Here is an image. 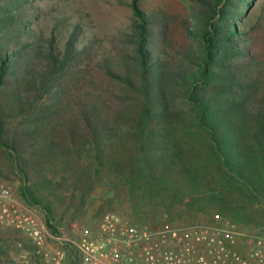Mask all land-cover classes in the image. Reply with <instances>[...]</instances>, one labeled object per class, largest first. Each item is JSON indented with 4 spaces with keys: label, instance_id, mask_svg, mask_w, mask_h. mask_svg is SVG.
<instances>
[{
    "label": "trees",
    "instance_id": "obj_1",
    "mask_svg": "<svg viewBox=\"0 0 264 264\" xmlns=\"http://www.w3.org/2000/svg\"><path fill=\"white\" fill-rule=\"evenodd\" d=\"M186 1V45L170 53L165 18L128 0L121 54L94 61L78 22L46 35L38 0H0V176L17 178L50 233L73 236L86 207L100 201L101 219L115 199L134 213L185 203L264 225L246 207L264 209V63L245 62L240 46L249 1ZM62 247L65 264H80L76 247ZM21 248L25 264H46L19 229L0 226V264H16Z\"/></svg>",
    "mask_w": 264,
    "mask_h": 264
},
{
    "label": "rangeland",
    "instance_id": "obj_2",
    "mask_svg": "<svg viewBox=\"0 0 264 264\" xmlns=\"http://www.w3.org/2000/svg\"><path fill=\"white\" fill-rule=\"evenodd\" d=\"M126 1L128 0H38L40 9L37 10L35 25L36 28H42L46 35L54 27L61 28L62 36L65 37L71 30V26L68 27L67 25L78 22L81 27L78 36L80 45L89 43V40L93 39L91 51L92 53L97 51L94 53L96 54L94 61L103 53L118 56L123 50L120 31H129L132 19L130 6L123 3ZM248 1L249 7L244 10V16L239 24L240 29L245 32L240 46L246 48L253 58L246 57L243 59L245 62L253 59L264 63V0ZM142 7L149 13L165 18L159 23L165 30L166 46L169 47L168 51L170 53L173 49L188 43L183 29V22L189 18L190 11L189 3L186 0H142ZM103 82H101L103 89L121 92L120 86L116 84L112 86L108 85L106 81ZM8 176H0V179L2 178L11 186L14 197L20 200L16 193L17 178H14L10 173H8ZM100 193L101 191H98V197ZM100 204L101 202L97 201L91 207L85 208L88 211L77 222L72 224L73 236L95 233L100 218H96L94 214L95 210L99 209ZM246 205L252 211L251 215L254 216L256 221L264 222V209L261 206L249 203H246ZM153 209L157 212L155 215L151 213V207L147 206L143 207L140 210L141 212L134 213L127 199L122 201L115 199L111 204L103 208L101 214L115 212L128 216L132 220L136 218L139 222H137L138 224L152 229L171 225L210 224L220 220H230L228 216L218 214L213 208L198 211L196 207H190L185 203L172 205L168 209L159 203ZM32 210L43 219L39 210ZM0 226L4 228L10 227L2 224ZM239 227L241 233L246 235L243 237L244 240L240 237L238 242L240 250L246 251L253 245L252 236L254 235H259L263 238L264 250V235L259 233L264 232V225L261 227L240 225ZM67 233V231H63V236H68ZM25 236L27 237V235ZM55 244L54 242L53 245ZM10 256L15 260L16 264H25L28 255L21 248Z\"/></svg>",
    "mask_w": 264,
    "mask_h": 264
},
{
    "label": "built area",
    "instance_id": "obj_3",
    "mask_svg": "<svg viewBox=\"0 0 264 264\" xmlns=\"http://www.w3.org/2000/svg\"><path fill=\"white\" fill-rule=\"evenodd\" d=\"M0 224L27 235L46 264H65L63 243L76 247L80 264H264L263 238L252 236L253 245L240 250L238 242L246 235L227 219L152 229L128 216L106 212L93 234L55 235L41 217L14 197L11 186L3 179Z\"/></svg>",
    "mask_w": 264,
    "mask_h": 264
},
{
    "label": "crops",
    "instance_id": "obj_4",
    "mask_svg": "<svg viewBox=\"0 0 264 264\" xmlns=\"http://www.w3.org/2000/svg\"><path fill=\"white\" fill-rule=\"evenodd\" d=\"M243 240H244V238L243 237H241Z\"/></svg>",
    "mask_w": 264,
    "mask_h": 264
}]
</instances>
